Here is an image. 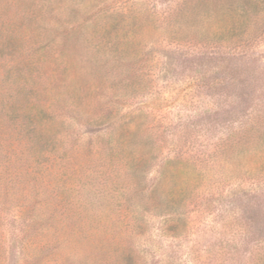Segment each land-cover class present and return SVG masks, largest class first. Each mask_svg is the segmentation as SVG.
I'll list each match as a JSON object with an SVG mask.
<instances>
[{
	"label": "rangeland",
	"instance_id": "374dc122",
	"mask_svg": "<svg viewBox=\"0 0 264 264\" xmlns=\"http://www.w3.org/2000/svg\"><path fill=\"white\" fill-rule=\"evenodd\" d=\"M0 264H264V0H0Z\"/></svg>",
	"mask_w": 264,
	"mask_h": 264
}]
</instances>
